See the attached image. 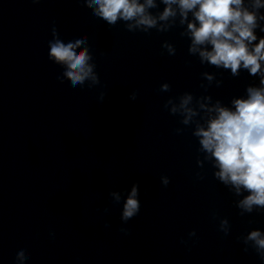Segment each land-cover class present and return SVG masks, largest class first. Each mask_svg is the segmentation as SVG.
I'll use <instances>...</instances> for the list:
<instances>
[{"label":"clouds","instance_id":"9594fccd","mask_svg":"<svg viewBox=\"0 0 264 264\" xmlns=\"http://www.w3.org/2000/svg\"><path fill=\"white\" fill-rule=\"evenodd\" d=\"M39 2L33 0V3ZM85 3L93 10L94 16L109 26H115L118 21L125 22L129 32L150 33L151 29L165 32L179 16V24H186V31L181 35H188L191 39L188 51L192 55L198 54L201 63L230 69L233 76H238L241 68L251 76L259 75V86H248L246 97L233 99L231 107L221 106L219 101L209 107L198 101L204 116L201 117L202 122L195 121L192 135L198 140L197 151L204 154L203 159L218 169L214 178L234 191L236 196H243L236 203L239 214L264 212V37L253 43L258 39L255 30L259 28L264 32V27L259 24L264 20V14L259 11L264 8V0H250V8L245 6V0H159L165 7L156 15L149 10L158 7L157 0H85ZM189 14L192 19H189ZM52 32L54 39L49 41L48 57L64 69L62 77L57 76V80L62 84L66 78L72 88L89 80V87L99 85L100 78L95 71L96 65L91 62L93 56L87 46V37L65 43L58 37L55 28ZM163 47L169 55H175L172 45L165 43ZM203 75L209 82L213 80L212 75ZM170 90L168 83L159 88L160 92ZM103 96L104 93H101V100ZM129 98L135 100L137 92H132ZM204 99L211 100V97ZM192 100L193 96L185 93L180 97L179 104H173L169 99L164 106L167 108L168 104H172L170 113L179 114L182 117L180 123L189 125L194 122V117L200 115L197 109L189 106ZM176 131L179 132V129ZM197 165L202 167L203 161L198 159ZM196 177L204 178L199 173ZM161 182L166 187L170 181L162 176ZM111 195L116 201L121 198L116 192ZM137 197L138 185L134 184L123 205V221L127 222L139 213ZM105 227L108 225L105 224ZM119 231L125 235L130 233L127 228H120ZM220 231L225 236L229 234L227 219L221 220ZM195 235V230L188 233L189 237ZM236 239L245 245V252L252 249L264 264V231L251 230ZM181 243L186 244L187 241L181 238ZM27 259V250L20 249L16 253L15 264H25Z\"/></svg>","mask_w":264,"mask_h":264}]
</instances>
